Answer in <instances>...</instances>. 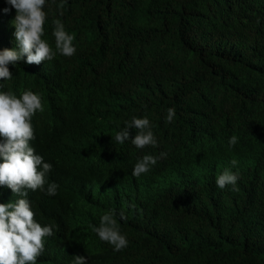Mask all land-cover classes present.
I'll return each mask as SVG.
<instances>
[{
	"label": "trees",
	"instance_id": "trees-1",
	"mask_svg": "<svg viewBox=\"0 0 264 264\" xmlns=\"http://www.w3.org/2000/svg\"><path fill=\"white\" fill-rule=\"evenodd\" d=\"M44 10L43 38L55 51L60 19L76 53L40 65L25 56L0 81L44 105L31 146L58 188L28 190L54 233L37 264H264V0H47ZM16 15L0 0V51L17 48ZM132 117L149 119L158 146L133 145L135 128L114 140ZM225 169L238 191L217 186ZM19 198L0 186V203ZM108 212L128 240L121 251L93 231Z\"/></svg>",
	"mask_w": 264,
	"mask_h": 264
},
{
	"label": "clouds",
	"instance_id": "clouds-1",
	"mask_svg": "<svg viewBox=\"0 0 264 264\" xmlns=\"http://www.w3.org/2000/svg\"><path fill=\"white\" fill-rule=\"evenodd\" d=\"M16 10L13 21L17 48L0 51V81L13 78L9 65H16L25 56L29 65L52 60L57 51L67 57L73 56L77 49L73 44L75 36L69 34L60 19L53 21L55 51L43 38L48 13L44 10L47 0H7ZM61 8L63 5L60 6ZM9 9H5V12ZM44 111L42 97L31 90H26L18 97L11 91H0V186H6L20 197L14 202L0 203V264H37V260L45 251V238L52 236L53 226H42L36 220V213L31 207L28 190L46 191L54 196L58 185L48 183L47 177L52 165L44 161L31 146L35 140V129L32 118L37 112ZM176 115L174 108L167 109L166 123H172ZM135 128L137 134L131 139L139 149L158 146L152 125L147 117H132L126 126L116 132L114 140L124 144L130 138V129ZM238 143V137L233 135L229 140L230 147ZM167 157L166 152L159 156L146 154L140 159L133 170V175L140 177L150 171L158 160ZM233 167L238 162L231 161ZM238 174L225 169L217 178V186L224 189L233 186L234 191ZM47 186V187H46ZM122 219L126 217L121 214ZM102 241L114 246L115 251H121L128 245L127 238L121 234L117 220L111 212L105 213L98 227H93ZM73 264H87L83 256H74Z\"/></svg>",
	"mask_w": 264,
	"mask_h": 264
}]
</instances>
